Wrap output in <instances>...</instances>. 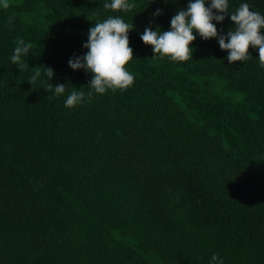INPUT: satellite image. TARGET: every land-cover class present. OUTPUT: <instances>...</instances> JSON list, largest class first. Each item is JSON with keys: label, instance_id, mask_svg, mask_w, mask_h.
Instances as JSON below:
<instances>
[{"label": "trees", "instance_id": "1", "mask_svg": "<svg viewBox=\"0 0 264 264\" xmlns=\"http://www.w3.org/2000/svg\"><path fill=\"white\" fill-rule=\"evenodd\" d=\"M13 1L0 8V264H209L213 253L264 264L258 51L228 64L215 39L197 37L188 61L152 58L140 34L168 30L187 0H129L126 12L105 0ZM248 3L264 14V0ZM116 15L134 25V84L88 97L91 73L68 60ZM233 26L226 16L217 29ZM20 40L29 67L11 62ZM44 68L64 96L28 82ZM74 87L85 98L66 108Z\"/></svg>", "mask_w": 264, "mask_h": 264}, {"label": "clouds", "instance_id": "2", "mask_svg": "<svg viewBox=\"0 0 264 264\" xmlns=\"http://www.w3.org/2000/svg\"><path fill=\"white\" fill-rule=\"evenodd\" d=\"M229 3L230 0H187L186 7L179 8L171 17L168 30L162 31L158 25L155 28L146 26L140 39L151 46L152 58H167L174 62L192 59L193 48L190 45L197 37L202 40L215 39L219 48L227 52L228 64L236 61L243 63L252 58L248 51L251 46L258 51L260 67H264V14L252 10L248 0H241L234 11L229 10ZM0 5L8 7L7 0H0ZM103 7L126 12L133 5L129 0H105ZM160 14V9L152 13L153 16ZM226 16L234 26L227 32L223 29L218 31L217 24L222 23ZM133 28V23L126 22L122 16H108L88 29L87 40L82 45L87 51L69 58L70 69L91 73L87 85L90 89L88 97L93 92L103 95L108 91H123L133 86L134 75L125 67L133 59V49L128 39V33ZM30 47V43L20 40L13 49L11 62L18 68L29 67L24 58L28 56ZM53 76V69L44 68L43 79L38 81L41 72L37 71L28 82L45 83L47 91L54 97L64 96L66 85L49 83ZM85 95V91L74 87L66 95L64 106L72 108L80 105ZM209 264H224V259L213 253Z\"/></svg>", "mask_w": 264, "mask_h": 264}, {"label": "rangeland", "instance_id": "3", "mask_svg": "<svg viewBox=\"0 0 264 264\" xmlns=\"http://www.w3.org/2000/svg\"><path fill=\"white\" fill-rule=\"evenodd\" d=\"M12 3H16V1H13V0H7V4H12ZM3 7L2 5H0V8Z\"/></svg>", "mask_w": 264, "mask_h": 264}]
</instances>
